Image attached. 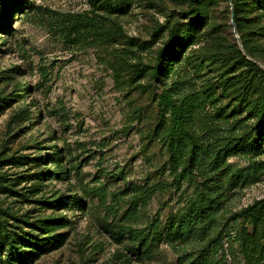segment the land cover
Segmentation results:
<instances>
[{
  "label": "rangeland",
  "instance_id": "374dc122",
  "mask_svg": "<svg viewBox=\"0 0 264 264\" xmlns=\"http://www.w3.org/2000/svg\"><path fill=\"white\" fill-rule=\"evenodd\" d=\"M16 1L0 232L45 240L30 264H264V4Z\"/></svg>",
  "mask_w": 264,
  "mask_h": 264
},
{
  "label": "trees",
  "instance_id": "16d2710c",
  "mask_svg": "<svg viewBox=\"0 0 264 264\" xmlns=\"http://www.w3.org/2000/svg\"><path fill=\"white\" fill-rule=\"evenodd\" d=\"M233 5V16L234 22L237 23V12H240L239 1L238 0H230ZM246 1V0H245ZM197 0H191V6L197 4ZM250 7L252 9H259L257 4L260 6L264 4V0H250ZM16 0H10V3L6 0H0V25H3L4 21L10 20L11 13L13 11V5H16ZM198 11V9H197ZM199 12V11H198ZM200 15H197L195 19L199 20ZM232 17V11H231ZM196 20V21H197ZM198 22V21H197ZM8 25V24H7ZM179 28L176 25H173L169 28L167 33V40L164 42L163 47L157 52V64L153 69V77L156 80H160V75L165 69L166 65V57L170 54L169 50L172 47V44L176 43L179 39ZM245 51L247 54L254 58L252 55V51L250 48L243 44ZM243 61L247 62L244 56H242ZM251 65V63L249 62ZM173 109L176 111V106H173ZM253 115L257 119L258 122H262L264 120V94L261 97V102L256 103L251 108ZM181 124V123H180ZM2 232V233H1ZM0 232V264H30L33 260V256L38 252L42 246H44V239H39L38 236L33 235L31 233H26L21 231L20 233H11L10 231L4 229V231Z\"/></svg>",
  "mask_w": 264,
  "mask_h": 264
},
{
  "label": "water",
  "instance_id": "95a60500",
  "mask_svg": "<svg viewBox=\"0 0 264 264\" xmlns=\"http://www.w3.org/2000/svg\"><path fill=\"white\" fill-rule=\"evenodd\" d=\"M228 1L231 3L230 0H228ZM231 11H232V24H234V16H233V11H234V9H233V7L231 8Z\"/></svg>",
  "mask_w": 264,
  "mask_h": 264
}]
</instances>
